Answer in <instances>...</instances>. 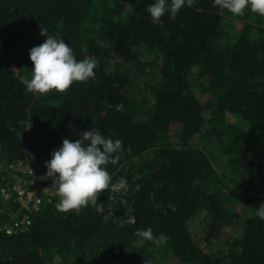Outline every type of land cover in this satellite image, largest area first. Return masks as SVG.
Listing matches in <instances>:
<instances>
[{"label": "trees", "instance_id": "obj_1", "mask_svg": "<svg viewBox=\"0 0 264 264\" xmlns=\"http://www.w3.org/2000/svg\"><path fill=\"white\" fill-rule=\"evenodd\" d=\"M152 2L0 0V164L29 157L45 174L64 138L95 127L123 140L120 159L106 167L112 182L127 179L124 201L108 188L96 204L68 212L49 204L27 231H0V264H149L157 253L179 264H264V220L255 215L264 194V16L190 0L174 19L153 23ZM224 18L242 24L232 37L223 36ZM42 29L62 36L77 59L94 55L95 77L64 92L27 91L12 66L30 76L29 50L46 39ZM197 77L207 82L209 111L193 92ZM132 81L147 101L125 95ZM225 113L244 127L225 122ZM210 137L227 172L214 167ZM0 210L3 223L18 207ZM200 212L207 241L235 223L240 237L220 254L204 250L187 229ZM148 226L166 241L141 243L136 229Z\"/></svg>", "mask_w": 264, "mask_h": 264}, {"label": "clouds", "instance_id": "obj_2", "mask_svg": "<svg viewBox=\"0 0 264 264\" xmlns=\"http://www.w3.org/2000/svg\"><path fill=\"white\" fill-rule=\"evenodd\" d=\"M188 3L190 0H153L146 11L153 23H163L161 18L165 14L174 19ZM213 3L220 12L227 10L234 16H243L245 9L264 16V0H213ZM44 31L42 29V35ZM44 36L46 39L41 44L29 50L33 67L30 76L22 80L27 91L41 95L52 90L64 92L76 81L85 82L95 77L98 60L94 55L77 59L62 36ZM122 146V139L107 137L95 127L83 131L79 139L64 138L61 146L52 151L50 160L45 162V178L52 179L49 191H55L59 196L57 210L68 212L96 204L99 194L109 187L112 190L126 189V177L121 176L112 182L106 167L109 163H117ZM255 215L264 220V203L255 208ZM128 222L136 223V217H129ZM135 234L141 243L162 244L167 239L164 233L154 234L151 226L137 228Z\"/></svg>", "mask_w": 264, "mask_h": 264}, {"label": "rangeland", "instance_id": "obj_3", "mask_svg": "<svg viewBox=\"0 0 264 264\" xmlns=\"http://www.w3.org/2000/svg\"><path fill=\"white\" fill-rule=\"evenodd\" d=\"M241 27H242L241 22L232 18H224L222 23L223 36L232 37V35L235 34V32H237L238 30H240ZM12 68L19 79L23 80L25 77H29V75L27 76L21 72L19 73V69L15 65H13ZM196 71L198 73V70H195L192 79H194L196 75ZM124 92L129 99L134 100L135 102L138 103V105L143 101H147L149 98L148 91L141 85L139 81H132L130 85L126 87ZM193 92L203 101V103L206 105L207 111H209L210 107H212V105L208 101L209 90L207 87V82L202 77H197L195 78V80H193ZM223 119L225 122L235 125L239 128L244 127V123L236 115L225 113ZM209 125L210 123L207 117L205 121V126H209ZM207 142L208 143L206 150L208 151L209 155L212 158L215 169L219 173H224L225 171L227 172L228 168L225 164L224 157L220 154L219 150L217 149V145L213 142V137H210ZM259 198L261 203H264V194L260 195ZM236 201H237V193H235L232 202H230V206L236 204ZM205 217H206V213L200 212L196 216L191 218L187 223V229L191 232L195 241L204 250L214 254H220L227 247H231L233 245L234 240L240 237L241 225L240 223H235L233 225L225 227L222 230L220 236H218L217 238L211 239V241H207L206 230H205ZM53 264H59L58 260L54 261ZM111 264H116V263H111ZM149 264H179V263L169 258L168 256H165L161 253H157L155 257L151 259V262H149Z\"/></svg>", "mask_w": 264, "mask_h": 264}, {"label": "built area", "instance_id": "obj_4", "mask_svg": "<svg viewBox=\"0 0 264 264\" xmlns=\"http://www.w3.org/2000/svg\"><path fill=\"white\" fill-rule=\"evenodd\" d=\"M0 203H14L17 212L1 223L0 231L6 234L23 233L29 229L31 217L49 204H56L59 196L55 191H49L51 178L38 173L29 157L0 164ZM110 188V187H109ZM114 199L124 201L127 187L122 190H112ZM1 215V210H0ZM1 218V216H0Z\"/></svg>", "mask_w": 264, "mask_h": 264}]
</instances>
